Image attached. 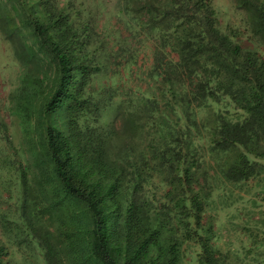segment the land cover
Segmentation results:
<instances>
[{
    "label": "trees",
    "instance_id": "trees-1",
    "mask_svg": "<svg viewBox=\"0 0 264 264\" xmlns=\"http://www.w3.org/2000/svg\"><path fill=\"white\" fill-rule=\"evenodd\" d=\"M213 1L0 0V264H264V0Z\"/></svg>",
    "mask_w": 264,
    "mask_h": 264
},
{
    "label": "rangeland",
    "instance_id": "rangeland-1",
    "mask_svg": "<svg viewBox=\"0 0 264 264\" xmlns=\"http://www.w3.org/2000/svg\"><path fill=\"white\" fill-rule=\"evenodd\" d=\"M88 1L89 4L90 0ZM113 3L114 0H111ZM231 0H214V6L218 10L219 19L220 21H226L227 15L234 18L232 13H228L226 11V8L229 6ZM111 3V4H112ZM111 5H109L110 7ZM226 12L228 13L227 15ZM16 75H17V66L12 63L11 61V55L9 54L8 50V44L2 40L0 36V102L2 100L5 103V99L8 93V89L11 87L12 83L16 81ZM259 162L264 165V159H260Z\"/></svg>",
    "mask_w": 264,
    "mask_h": 264
}]
</instances>
